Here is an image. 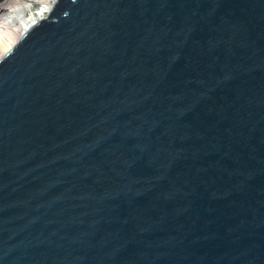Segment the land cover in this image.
<instances>
[{"label": "water", "instance_id": "water-1", "mask_svg": "<svg viewBox=\"0 0 264 264\" xmlns=\"http://www.w3.org/2000/svg\"><path fill=\"white\" fill-rule=\"evenodd\" d=\"M0 264H264V0H57L0 60Z\"/></svg>", "mask_w": 264, "mask_h": 264}, {"label": "bare ground", "instance_id": "bare-ground-1", "mask_svg": "<svg viewBox=\"0 0 264 264\" xmlns=\"http://www.w3.org/2000/svg\"><path fill=\"white\" fill-rule=\"evenodd\" d=\"M57 0H5L0 5V60L30 28L39 23Z\"/></svg>", "mask_w": 264, "mask_h": 264}, {"label": "rangeland", "instance_id": "rangeland-1", "mask_svg": "<svg viewBox=\"0 0 264 264\" xmlns=\"http://www.w3.org/2000/svg\"><path fill=\"white\" fill-rule=\"evenodd\" d=\"M4 1H5V0L1 1V2H0V5H1Z\"/></svg>", "mask_w": 264, "mask_h": 264}, {"label": "trees", "instance_id": "trees-1", "mask_svg": "<svg viewBox=\"0 0 264 264\" xmlns=\"http://www.w3.org/2000/svg\"><path fill=\"white\" fill-rule=\"evenodd\" d=\"M3 1V0H0V2Z\"/></svg>", "mask_w": 264, "mask_h": 264}]
</instances>
